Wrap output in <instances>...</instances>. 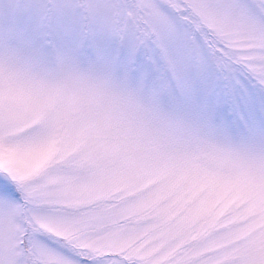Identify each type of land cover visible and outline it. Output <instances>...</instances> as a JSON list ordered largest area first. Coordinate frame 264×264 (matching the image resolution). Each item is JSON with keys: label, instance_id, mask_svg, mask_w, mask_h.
Here are the masks:
<instances>
[{"label": "snow or ice", "instance_id": "6c2138e0", "mask_svg": "<svg viewBox=\"0 0 264 264\" xmlns=\"http://www.w3.org/2000/svg\"><path fill=\"white\" fill-rule=\"evenodd\" d=\"M0 264H264V0H0Z\"/></svg>", "mask_w": 264, "mask_h": 264}]
</instances>
